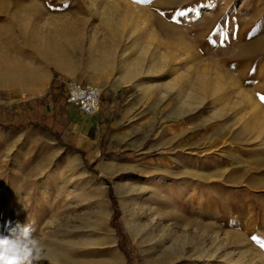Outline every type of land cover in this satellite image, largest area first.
Returning a JSON list of instances; mask_svg holds the SVG:
<instances>
[{
  "label": "rangeland",
  "instance_id": "374dc122",
  "mask_svg": "<svg viewBox=\"0 0 264 264\" xmlns=\"http://www.w3.org/2000/svg\"><path fill=\"white\" fill-rule=\"evenodd\" d=\"M0 74V235L40 264H264V0H0Z\"/></svg>",
  "mask_w": 264,
  "mask_h": 264
},
{
  "label": "clouds",
  "instance_id": "9594fccd",
  "mask_svg": "<svg viewBox=\"0 0 264 264\" xmlns=\"http://www.w3.org/2000/svg\"><path fill=\"white\" fill-rule=\"evenodd\" d=\"M32 226L17 225L0 235V264H40L47 257L45 245L34 237Z\"/></svg>",
  "mask_w": 264,
  "mask_h": 264
},
{
  "label": "built area",
  "instance_id": "2783aa9c",
  "mask_svg": "<svg viewBox=\"0 0 264 264\" xmlns=\"http://www.w3.org/2000/svg\"><path fill=\"white\" fill-rule=\"evenodd\" d=\"M101 97L102 90L95 84L74 79L67 83L66 103L88 117H95L101 112Z\"/></svg>",
  "mask_w": 264,
  "mask_h": 264
},
{
  "label": "snow or ice",
  "instance_id": "6c2138e0",
  "mask_svg": "<svg viewBox=\"0 0 264 264\" xmlns=\"http://www.w3.org/2000/svg\"><path fill=\"white\" fill-rule=\"evenodd\" d=\"M260 99H261V101H262V102H264V96H260ZM252 239H254V240H255V239H256V237H255V236H253V237H252Z\"/></svg>",
  "mask_w": 264,
  "mask_h": 264
},
{
  "label": "bare ground",
  "instance_id": "6f19581e",
  "mask_svg": "<svg viewBox=\"0 0 264 264\" xmlns=\"http://www.w3.org/2000/svg\"><path fill=\"white\" fill-rule=\"evenodd\" d=\"M8 72V71H7ZM2 73V72H1ZM5 76V74H0V77H4ZM250 116V115H249ZM254 118V117H253Z\"/></svg>",
  "mask_w": 264,
  "mask_h": 264
},
{
  "label": "crops",
  "instance_id": "0c3cea01",
  "mask_svg": "<svg viewBox=\"0 0 264 264\" xmlns=\"http://www.w3.org/2000/svg\"><path fill=\"white\" fill-rule=\"evenodd\" d=\"M96 117V116H95Z\"/></svg>",
  "mask_w": 264,
  "mask_h": 264
}]
</instances>
